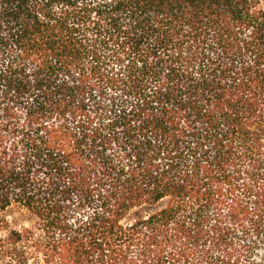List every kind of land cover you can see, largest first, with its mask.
<instances>
[{
	"label": "trees",
	"instance_id": "obj_1",
	"mask_svg": "<svg viewBox=\"0 0 264 264\" xmlns=\"http://www.w3.org/2000/svg\"><path fill=\"white\" fill-rule=\"evenodd\" d=\"M0 264H264V0H0Z\"/></svg>",
	"mask_w": 264,
	"mask_h": 264
},
{
	"label": "rangeland",
	"instance_id": "obj_2",
	"mask_svg": "<svg viewBox=\"0 0 264 264\" xmlns=\"http://www.w3.org/2000/svg\"><path fill=\"white\" fill-rule=\"evenodd\" d=\"M6 216H7L8 220L13 224H15L17 221H19V223H20L23 219L22 212L16 207H12V208L8 209L6 211Z\"/></svg>",
	"mask_w": 264,
	"mask_h": 264
}]
</instances>
